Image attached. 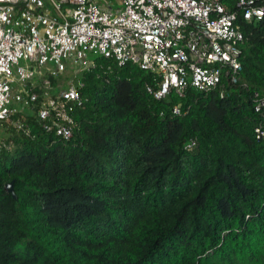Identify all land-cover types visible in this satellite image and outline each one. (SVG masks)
<instances>
[{"label": "trees", "instance_id": "trees-1", "mask_svg": "<svg viewBox=\"0 0 264 264\" xmlns=\"http://www.w3.org/2000/svg\"><path fill=\"white\" fill-rule=\"evenodd\" d=\"M239 24L242 72L223 100H156L154 74L95 57L75 78L70 139L46 132L40 100L0 123V264H264V18ZM43 78L52 94L63 83L41 73L30 93Z\"/></svg>", "mask_w": 264, "mask_h": 264}, {"label": "built area", "instance_id": "built-area-1", "mask_svg": "<svg viewBox=\"0 0 264 264\" xmlns=\"http://www.w3.org/2000/svg\"><path fill=\"white\" fill-rule=\"evenodd\" d=\"M101 1L0 0V123L40 100L36 117L46 132L70 139L71 114L82 105L75 78L94 67L88 55L154 74L158 90H147L156 100L172 92L183 97L188 89L217 91L223 100L242 72L239 20L264 18L262 0H236L232 10L224 0H118L117 8ZM66 62L75 66L74 76L57 93L48 78L37 86L40 97L29 92L36 75L57 78L67 72ZM253 105L264 120V96L255 93ZM13 125L24 130L20 120ZM255 135L264 139L262 125Z\"/></svg>", "mask_w": 264, "mask_h": 264}, {"label": "rangeland", "instance_id": "rangeland-1", "mask_svg": "<svg viewBox=\"0 0 264 264\" xmlns=\"http://www.w3.org/2000/svg\"><path fill=\"white\" fill-rule=\"evenodd\" d=\"M100 3H102V1L101 0H98ZM104 1H108L110 4H112L113 5V8H117V4H118V0H104ZM88 58L90 59V60H92V59H94L95 57H93V56H91V55H88ZM65 66H67V72L66 73H63V74H61V76H60V79L61 80H63V81H69V79L71 78V76L73 75L74 76V74H72L71 72L73 71V70H75L76 68H75V66H71V65H69V63H67L66 62V65ZM29 111H31V110H29ZM20 113L23 115L24 114V116H26V115H28V113H31V112H28V110H22V111H20ZM9 128H11L9 125H6V126H0V138L1 137H8L9 136ZM15 130L17 131L18 129L17 128H15Z\"/></svg>", "mask_w": 264, "mask_h": 264}, {"label": "water", "instance_id": "water-1", "mask_svg": "<svg viewBox=\"0 0 264 264\" xmlns=\"http://www.w3.org/2000/svg\"><path fill=\"white\" fill-rule=\"evenodd\" d=\"M5 190H6V193H9L12 195V197L15 199V194L13 193V183H10L8 185L5 186Z\"/></svg>", "mask_w": 264, "mask_h": 264}]
</instances>
